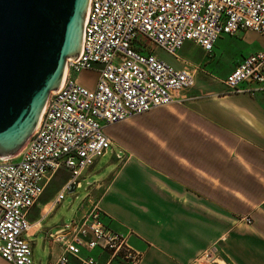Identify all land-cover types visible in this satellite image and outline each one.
Wrapping results in <instances>:
<instances>
[{
	"label": "built area",
	"instance_id": "obj_1",
	"mask_svg": "<svg viewBox=\"0 0 264 264\" xmlns=\"http://www.w3.org/2000/svg\"><path fill=\"white\" fill-rule=\"evenodd\" d=\"M247 30L264 38V0H88L80 54L66 60L59 92L49 93L23 148L0 156V258L33 264L29 212L60 169L69 177L45 215L80 188L90 168L113 148L107 127L185 101L200 67L175 68L154 49L178 59L190 41L211 54L221 36ZM89 70L96 72L92 88L76 79ZM221 82L229 93L264 95V48L243 57ZM113 154L119 162L125 158L122 150ZM257 208L264 211V199ZM238 221L250 224L252 218ZM109 225L99 205L91 204L48 234L60 245L50 264H140L142 252L129 243L133 231Z\"/></svg>",
	"mask_w": 264,
	"mask_h": 264
},
{
	"label": "crops",
	"instance_id": "obj_2",
	"mask_svg": "<svg viewBox=\"0 0 264 264\" xmlns=\"http://www.w3.org/2000/svg\"><path fill=\"white\" fill-rule=\"evenodd\" d=\"M186 43L197 47L185 42L178 59L157 48L154 54L178 69L198 65ZM225 76L200 67L182 104L136 115L119 132L107 127L127 157L90 188L74 217L97 203L111 228L133 231L129 243L142 252L140 264H264V211L257 208L264 199V95L229 93ZM44 191L29 212L28 235L45 234L50 264L60 245L47 239L56 230L43 229L55 210L43 212L57 191ZM247 214L250 224L238 221Z\"/></svg>",
	"mask_w": 264,
	"mask_h": 264
},
{
	"label": "water",
	"instance_id": "obj_3",
	"mask_svg": "<svg viewBox=\"0 0 264 264\" xmlns=\"http://www.w3.org/2000/svg\"><path fill=\"white\" fill-rule=\"evenodd\" d=\"M87 2L0 0V156L23 148L59 92L67 57L80 54Z\"/></svg>",
	"mask_w": 264,
	"mask_h": 264
},
{
	"label": "rangeland",
	"instance_id": "obj_4",
	"mask_svg": "<svg viewBox=\"0 0 264 264\" xmlns=\"http://www.w3.org/2000/svg\"><path fill=\"white\" fill-rule=\"evenodd\" d=\"M222 38L223 39L217 42V45L211 54H205L198 46L196 47V50L192 44L186 43V51L194 56V58H190V60L197 63L200 67L205 68L207 71H212L219 76H225L234 68V65L238 63L235 60L240 59L241 56H247V54L252 53V51L256 49L264 47V38L258 33L249 30L238 33L235 36L223 35ZM149 45L151 44L149 43ZM182 52L183 50H180L179 53L182 55ZM161 54L164 55L163 52H161ZM76 79L82 85L92 88L95 83L96 72L93 70L81 72L76 76ZM132 118L112 125L115 127L109 128L107 132L111 134L112 129L115 132H119L123 127L117 125L123 124ZM113 144L116 146L114 142ZM117 150L118 149L115 147L112 149L110 148V150L95 162L91 171L87 173L82 180L80 188H76L73 192L66 193L62 203L54 209L55 211L53 214L43 224V229H48L50 230L49 232H54L64 224L71 222L79 204L85 199L90 188L96 187V182L106 178L115 168L117 160L114 157L113 152H117ZM126 157L127 155L125 153L123 161H125ZM61 172L62 173L59 176L52 177L49 180L44 192L52 191L55 193V191L61 187L63 181L69 176L68 173L62 169ZM89 185H91L90 188ZM56 225H59V227L56 228ZM44 236L45 234L40 232L36 236L30 238V241L32 242L33 264L49 263L51 257L50 244L49 242L44 241ZM0 261L2 263L10 264L2 259H0Z\"/></svg>",
	"mask_w": 264,
	"mask_h": 264
},
{
	"label": "bare ground",
	"instance_id": "obj_5",
	"mask_svg": "<svg viewBox=\"0 0 264 264\" xmlns=\"http://www.w3.org/2000/svg\"><path fill=\"white\" fill-rule=\"evenodd\" d=\"M86 12V11H85ZM85 12L83 13V21H84V18H85ZM80 39H78V41H79ZM76 55H69L68 57H67V59H71V58H74ZM66 59V60H67ZM42 110H43V108H42ZM41 114H42V111H41ZM41 114H40V117H39V119L41 118ZM39 119H38V121H37V123L39 122ZM37 123H36V125H37ZM36 127V126H35ZM35 130V129H34ZM34 132V131H33ZM33 134V133H32ZM31 134V135H32ZM30 135V136H31ZM30 136L28 137V139L30 138ZM28 139L26 140V142L28 141ZM25 142V143H26ZM25 145V144H24ZM19 151V150H18ZM18 151H16L15 153H17ZM14 153V154H15ZM4 156H7V155H5V154H3ZM47 210H48V207L44 210V212L43 213H45V212H47ZM219 260V259H218ZM209 261V260H208ZM219 264H222V262L221 261H219Z\"/></svg>",
	"mask_w": 264,
	"mask_h": 264
}]
</instances>
